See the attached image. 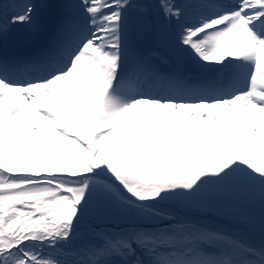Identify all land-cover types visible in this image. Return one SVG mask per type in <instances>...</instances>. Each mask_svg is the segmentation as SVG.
<instances>
[{
	"label": "snow or ice",
	"instance_id": "obj_1",
	"mask_svg": "<svg viewBox=\"0 0 264 264\" xmlns=\"http://www.w3.org/2000/svg\"><path fill=\"white\" fill-rule=\"evenodd\" d=\"M159 7L0 0V37L47 10L0 53V264H264V0Z\"/></svg>",
	"mask_w": 264,
	"mask_h": 264
},
{
	"label": "rangeland",
	"instance_id": "obj_2",
	"mask_svg": "<svg viewBox=\"0 0 264 264\" xmlns=\"http://www.w3.org/2000/svg\"><path fill=\"white\" fill-rule=\"evenodd\" d=\"M35 1L37 2V4H42L43 0H35ZM144 2H146L148 5H150V13H151L150 17L151 18L154 16V18L159 19V20L160 19H163V20L165 19L163 17V13H162V11L160 10V7H159L160 0H144ZM155 23H158V22L156 21ZM28 26H30V25H24V29L27 30ZM8 37H10V35L7 33L2 38H8ZM184 56L185 57H183V58H185V60L189 59V56L186 53L184 54ZM187 62H188V64H190L189 60ZM82 135H83V133H82ZM169 202H167V205L170 207V203ZM172 208L179 209L176 206H172ZM113 221L115 223L117 222L118 225L124 223V221H122V220H111V221H108V222H112L113 223ZM215 222L220 223V224H228L229 223L224 218H218ZM124 226H126L125 223H124ZM229 226H231V225H229ZM241 230H247V229H241ZM88 239H91L90 234H88L87 232L82 231L80 236L77 237L75 243L77 245H79V244L87 241ZM252 239H253L254 242H256V241H260L261 242V240L264 239V236H262L258 230H255V231L252 232Z\"/></svg>",
	"mask_w": 264,
	"mask_h": 264
},
{
	"label": "bare ground",
	"instance_id": "obj_3",
	"mask_svg": "<svg viewBox=\"0 0 264 264\" xmlns=\"http://www.w3.org/2000/svg\"><path fill=\"white\" fill-rule=\"evenodd\" d=\"M55 2H62V0H55ZM178 3L180 2V0L177 1ZM46 15L47 12H45V19H46ZM39 29V28H38ZM36 29V30H38ZM33 33H29L28 35H23L17 39H15V41L13 42H7L8 44H17V45H23L25 43H29V42H37L34 38H33ZM231 71V70H230ZM247 70H245V74H246ZM11 95V94H10Z\"/></svg>",
	"mask_w": 264,
	"mask_h": 264
}]
</instances>
